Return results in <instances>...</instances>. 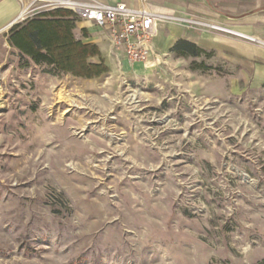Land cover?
Instances as JSON below:
<instances>
[{
  "label": "rangeland",
  "instance_id": "374dc122",
  "mask_svg": "<svg viewBox=\"0 0 264 264\" xmlns=\"http://www.w3.org/2000/svg\"><path fill=\"white\" fill-rule=\"evenodd\" d=\"M71 13L55 65L0 37V264H264V86L213 53L135 71Z\"/></svg>",
  "mask_w": 264,
  "mask_h": 264
},
{
  "label": "crops",
  "instance_id": "0c3cea01",
  "mask_svg": "<svg viewBox=\"0 0 264 264\" xmlns=\"http://www.w3.org/2000/svg\"><path fill=\"white\" fill-rule=\"evenodd\" d=\"M99 4L123 3L132 9L145 8L155 14H166L176 18L195 16L206 20H217L226 28L251 37L253 42L219 32L190 29L177 21H160L156 24L154 45L156 54H171L180 41L194 44L198 48L225 59L238 71L239 79L251 89L264 86V0H78ZM33 0H0V37L31 11ZM27 8L26 12H23ZM30 9V10H29ZM85 24L89 43L97 45L104 58L110 51L103 32ZM97 30V31H96ZM111 60V59H110ZM124 61H126L123 58ZM141 63L134 70H141Z\"/></svg>",
  "mask_w": 264,
  "mask_h": 264
},
{
  "label": "built area",
  "instance_id": "2783aa9c",
  "mask_svg": "<svg viewBox=\"0 0 264 264\" xmlns=\"http://www.w3.org/2000/svg\"><path fill=\"white\" fill-rule=\"evenodd\" d=\"M36 0H33V2ZM143 0H141L142 2ZM53 9H66L79 20L104 33L109 51L127 62L152 64L158 55L155 51L154 34L160 21H177L183 26L205 32H219L253 42L254 39L232 31L217 20L195 16L176 18L155 14L148 9H132L123 3L116 5L81 2L78 0H42Z\"/></svg>",
  "mask_w": 264,
  "mask_h": 264
},
{
  "label": "trees",
  "instance_id": "16d2710c",
  "mask_svg": "<svg viewBox=\"0 0 264 264\" xmlns=\"http://www.w3.org/2000/svg\"><path fill=\"white\" fill-rule=\"evenodd\" d=\"M71 13L70 11H65L62 9H55L52 13L46 14H37L32 19L25 20V26L20 23H15L8 31V42L15 48L20 49V46L14 42L12 39L17 37V39L21 42L23 41V37L25 34V56L31 59V61L36 65L48 64L55 65L57 61H59L60 56H54L52 53V43L60 42V44H64V42L68 39V35L59 33L60 27H62V22L60 19H63L64 15H57L56 13ZM74 15L73 13H71ZM46 16V18H44ZM75 16V15H74ZM76 17V16H75ZM77 18V17H76ZM54 25L57 27V30H54L50 33H46L42 24ZM11 36V37H10ZM172 53L178 55L181 58H198L201 55L210 54L192 43L180 40L178 41L171 50ZM97 52L92 54V56H97ZM56 57H59L56 59ZM196 65L192 69L200 68L202 69L204 66L202 64Z\"/></svg>",
  "mask_w": 264,
  "mask_h": 264
},
{
  "label": "bare ground",
  "instance_id": "6f19581e",
  "mask_svg": "<svg viewBox=\"0 0 264 264\" xmlns=\"http://www.w3.org/2000/svg\"><path fill=\"white\" fill-rule=\"evenodd\" d=\"M35 2H41L42 3V0H36L34 2L31 3V5H29V8L35 3ZM27 8L24 9L23 12H26ZM30 10V9H29Z\"/></svg>",
  "mask_w": 264,
  "mask_h": 264
}]
</instances>
